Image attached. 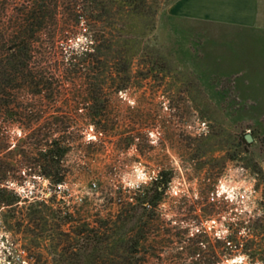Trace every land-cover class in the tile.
Segmentation results:
<instances>
[{"label": "rangeland", "instance_id": "rangeland-1", "mask_svg": "<svg viewBox=\"0 0 264 264\" xmlns=\"http://www.w3.org/2000/svg\"><path fill=\"white\" fill-rule=\"evenodd\" d=\"M27 1L0 0V25L11 24ZM175 1L161 0L153 25L130 21L142 46H132L138 54L125 89L114 70L82 72L74 82L58 73L68 81L58 93L41 102L22 93L8 108L17 122L0 116V264H264V256L226 242L228 223L238 235L264 226V31L174 19L167 9ZM47 2L56 3L54 25L74 27L76 49L87 38L81 15L98 20L89 22L97 33L115 29L114 7ZM50 30L37 44L43 54ZM39 61L57 65L51 55ZM55 125L64 126L62 137H36L39 127ZM49 139L67 148V179L55 188L37 174V143ZM161 172L170 183L129 233L139 245L125 262L114 252L113 223L135 190ZM105 225L113 230L107 243L82 256L80 239L101 237ZM251 241L260 247L259 237Z\"/></svg>", "mask_w": 264, "mask_h": 264}, {"label": "trees", "instance_id": "trees-1", "mask_svg": "<svg viewBox=\"0 0 264 264\" xmlns=\"http://www.w3.org/2000/svg\"><path fill=\"white\" fill-rule=\"evenodd\" d=\"M27 2V4L22 5L14 20L10 21L11 24L0 25V116H7L14 122H17L15 121L16 116L10 113L12 111L8 108L14 105L17 96L24 93L35 96L36 100L41 102L47 96L58 93L63 84L68 83L66 78L60 80L58 73L74 82L80 78L82 72L101 76L103 70H106V74H108V70H114L118 76V89H125L132 60L138 54V51L131 50L132 46L136 45L138 50L142 46L140 35L138 36L129 27V23L132 19L140 18V20L150 21L153 25L161 6V0H84L89 7L85 10L88 11L111 10L114 7L113 12L116 19H114L113 25H115V29L113 28L107 36L103 30L97 33L96 29H92L93 27L89 22L95 23L98 20L85 14L81 15L86 23L87 38L85 44L76 49L72 46L77 35L74 27L66 25L63 28H58L56 24L54 25L55 13L53 11L56 3H48L47 0ZM88 11L85 13H90ZM47 26L52 27V30H50L49 46L43 54L42 49L39 50L37 44ZM100 41L102 45H96ZM113 47H117V49L113 51ZM106 53L109 56L113 53L112 58L116 55L113 66L109 63L112 67L108 65ZM45 54L57 57V65L43 67L39 60ZM101 54L106 56L103 60L100 59ZM103 74L105 76V73ZM95 79L99 80L98 78ZM92 80L94 79L92 78ZM92 86L94 87V85ZM89 92L93 94L95 89ZM96 101L97 104L93 107L95 114L102 108L99 105L100 102ZM92 116L95 118L94 115ZM63 127L57 125L39 127L35 134L36 137H62L65 134ZM242 143L245 147L250 144L247 143L245 137L242 138ZM37 145L39 148L38 176L47 180L54 188L65 184L67 173L62 169L61 163L67 151L66 143L59 139H49L39 141ZM170 179L166 172H161L150 185L139 186L133 193L135 196L131 197L134 202L126 203L118 213L117 222L113 223L114 232L111 231L112 228L108 230L107 225H105L101 227V231H103L101 237L98 236L94 239L86 236L80 239L79 250L81 255L90 256V252L95 247L105 245L110 237L106 233L111 231L118 237L117 247H113L115 255L127 262V256L131 254V250L139 245V241L128 238L129 233L142 223L148 210H154L158 205L170 183ZM54 197L55 195H52L51 199ZM224 212L227 213L228 208ZM228 227L231 231L226 242L229 243L230 247L244 252L251 258L264 256V249H262L264 248V226L260 225L258 228L251 229L246 235H238L239 228H234L232 224L228 223ZM143 228L141 225L140 235L143 233ZM258 237L261 245L253 250L251 247L253 241L251 240Z\"/></svg>", "mask_w": 264, "mask_h": 264}, {"label": "crops", "instance_id": "crops-1", "mask_svg": "<svg viewBox=\"0 0 264 264\" xmlns=\"http://www.w3.org/2000/svg\"><path fill=\"white\" fill-rule=\"evenodd\" d=\"M167 14L192 23L264 31V0H176Z\"/></svg>", "mask_w": 264, "mask_h": 264}, {"label": "water", "instance_id": "water-1", "mask_svg": "<svg viewBox=\"0 0 264 264\" xmlns=\"http://www.w3.org/2000/svg\"><path fill=\"white\" fill-rule=\"evenodd\" d=\"M245 139H246L247 143H251L252 142V137L249 134L245 135Z\"/></svg>", "mask_w": 264, "mask_h": 264}]
</instances>
